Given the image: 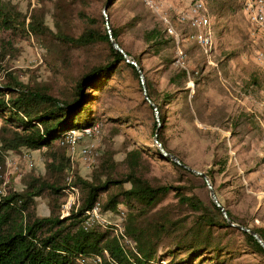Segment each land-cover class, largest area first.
Instances as JSON below:
<instances>
[{"label": "rangeland", "instance_id": "rangeland-1", "mask_svg": "<svg viewBox=\"0 0 264 264\" xmlns=\"http://www.w3.org/2000/svg\"><path fill=\"white\" fill-rule=\"evenodd\" d=\"M2 1L23 14L43 15L53 32L61 30L78 36L86 26L77 15L79 5L68 8L66 18L59 20V16L54 17L57 0ZM74 1L68 0L67 4ZM154 1L160 6L158 13L150 11L143 0H112L106 9V0H101L85 7V14L97 21L95 28L114 29L118 44L127 56L131 60L138 59L152 89L153 105L143 101V92L129 71L122 69L114 73L96 102L99 118L96 123L100 125V132L95 138L83 137L78 143L79 148L92 145L93 160L83 161L77 154L70 158L66 153L71 170L66 172L64 182L71 185L74 172L90 180L107 152L112 153L116 163L114 176H120L126 171V153L141 149V175L153 186L178 188H173L147 212L142 224L168 217L180 222V228L189 226L194 215L181 204L179 196L194 195L208 203L210 193L202 178L176 170L153 150V125L159 116H155L154 107H159L164 118L163 123H158L159 135L166 151L187 167L205 173L208 178L210 175L216 198L238 222L249 229L264 228V65L257 64L254 59L260 37L244 15L246 0H235L237 8L228 17L213 15L209 1L205 0L213 28L214 47L210 53H204L191 41L177 44L166 34L160 15L170 17L178 33L188 32L185 25L175 20L177 8L182 5L180 1ZM101 15L104 17L102 23ZM149 33H155V40L161 39V43L155 45L153 39L149 40ZM1 34L0 29V37ZM177 46L183 53L181 57ZM3 49L0 46L1 84L10 74L23 83L46 86L59 98L87 67L105 57L102 45L86 49L58 46L55 48V52L59 51L57 54L46 52L32 37L15 38L11 46ZM25 153L33 166H27L23 158ZM8 162L11 166L6 165ZM44 163L43 150L8 151L0 164V191L4 193L6 186L17 192L24 191L29 176L45 173ZM113 192L114 188L109 191ZM65 195L60 206L61 218L77 210L80 204L78 189L72 191L70 187ZM107 195L102 194L101 201ZM34 203L37 216L50 214L48 197H38ZM124 209L119 206L116 211L101 212V215L112 225L118 219V211L125 213ZM223 242L232 246L227 256L231 257L228 264H264V256L245 247L238 235ZM168 243L169 240L164 239L162 249L168 247Z\"/></svg>", "mask_w": 264, "mask_h": 264}, {"label": "trees", "instance_id": "trees-1", "mask_svg": "<svg viewBox=\"0 0 264 264\" xmlns=\"http://www.w3.org/2000/svg\"><path fill=\"white\" fill-rule=\"evenodd\" d=\"M67 1L57 0V15L54 17L65 19L68 8L79 5L77 15L86 26L78 36L61 30L53 32L44 22L43 15L37 12L23 14L10 3L0 0V46L4 49L11 46L15 38L29 37L50 53L58 54L59 51L55 52L58 46L86 49L102 45L105 48L104 59L87 67L61 98L53 95L46 86L23 83L10 74H7L5 82L0 83V164L8 151L20 148L43 150L45 158V173L29 176L24 191L17 192L11 186H6L4 193L0 191V264H82V259L93 256L100 257L101 264H228L231 257L227 256L232 246L223 240L237 235L245 247L264 256V250L257 241L250 234L230 227L211 200L204 203L194 195L179 196L181 204L194 215L189 226L180 228V222L168 217L142 224L146 213L178 188L153 186L141 175V149L126 153V171L120 176H114L116 163L112 153L107 152L93 170L90 180L82 179L74 172L72 184H65L64 177L71 170V162L60 142L70 130L99 122L96 102L109 79L114 73L127 70L142 91L135 66L127 63L122 54L112 48L109 30H98L95 28L97 21L85 14L86 6L101 0H75L69 5ZM208 1L212 14L218 17L233 15L237 8L235 0ZM100 19L102 23L104 17L101 15ZM110 32L118 43L117 32L112 28ZM152 39L155 45L161 43V39L155 40V33H149V40ZM60 53L66 54L65 51ZM133 59L142 71L138 59ZM182 75H185L184 71ZM144 84L150 99L152 89L146 79ZM143 101L147 103L145 99ZM157 112L158 122L154 121L153 128L157 130V141L166 151L158 125L164 122V118L159 107ZM153 150L176 170L193 175L163 157L155 144ZM1 184L0 180V188ZM125 184L129 187L125 188ZM71 186L79 190L80 204L77 210H71L67 217L61 218L60 206ZM112 188L115 192L109 193ZM104 193H108L107 198L101 201ZM41 196L50 200V214L46 217L37 216L35 209L34 200ZM97 203L101 212L116 211L119 206L125 208L124 231L140 257L130 254L119 244L113 225H94L84 230L85 212ZM224 209L232 222L246 227ZM251 230L264 242V228ZM164 239L169 243L162 249Z\"/></svg>", "mask_w": 264, "mask_h": 264}, {"label": "built area", "instance_id": "built-area-1", "mask_svg": "<svg viewBox=\"0 0 264 264\" xmlns=\"http://www.w3.org/2000/svg\"><path fill=\"white\" fill-rule=\"evenodd\" d=\"M182 3L181 7L176 11V22L178 24L185 25L188 28V32L180 34L174 28L173 22L167 15H160V19L164 25L166 34L172 37L178 44L180 41H191L197 45L204 53H210L214 47L213 41V28L212 19L208 11L205 0H177ZM145 6L152 12L158 13L160 6L154 0H143ZM244 15L252 27L253 31L260 37V47L255 53V62L259 65H264V0H246L243 8ZM179 57L183 56L181 49L177 46ZM100 132V125L95 123L91 126L74 129L67 132L62 138L60 145L66 148L69 157L78 155L83 161L92 162L93 147L92 145H86L78 147V143L83 137L95 138ZM27 166H33L30 156L26 153L23 155ZM69 158V159H70ZM72 161V160H71ZM7 166H11V163H6ZM72 177H68L70 183ZM72 184V183H71ZM72 191H77L75 186H71ZM119 216L115 223H113V232L118 239L119 244L130 254L140 257L137 252L133 241L125 234L124 231V218L126 212L118 211ZM111 223L103 219L100 211V204L97 203L91 210L85 212V218L83 221L84 230H89L94 225L107 226ZM82 264H101V258L93 256L88 259H82ZM165 264V262H162Z\"/></svg>", "mask_w": 264, "mask_h": 264}, {"label": "water", "instance_id": "water-1", "mask_svg": "<svg viewBox=\"0 0 264 264\" xmlns=\"http://www.w3.org/2000/svg\"><path fill=\"white\" fill-rule=\"evenodd\" d=\"M110 0L107 1L106 5L104 6L105 9L107 8V6L109 5ZM109 32V42L112 46L113 49H115L116 51H118L120 54H122V56L125 58L127 63H130L131 65L135 66V69L139 75V79L141 81V86H142V92L144 95V99L146 100L147 103H149L150 105H153L151 100L149 99V97L147 96V92H146V88H145V77L143 72L141 71V69L138 67V65L136 64V62L132 61L127 54L123 51V49L118 45V43L112 38L111 32L110 30ZM154 113L155 116H157L158 112L157 109L154 107ZM157 118V117H156ZM153 143L158 147L161 155L167 159H170V161L176 163L177 165L182 166L184 169H186L187 171H189L190 173L200 177L203 179L204 183L206 184L209 193H210V199L212 201V203L219 209V211L221 212L223 218L225 219V221L227 222V224L230 227L236 228L239 231L245 232L250 234L256 241L257 243L262 247V249L264 250V242L262 241V239L260 238V236L255 233L254 231H252L251 229L241 226L239 224H236L234 222H232L228 215L226 210L224 209V207L219 203L218 199L216 198L214 191L212 189L211 183L209 181V178L207 177V175L205 173H202L200 171L191 169L190 167H187L186 165L182 164L175 156L167 153L161 146V144L157 141V130L155 131L154 137H153Z\"/></svg>", "mask_w": 264, "mask_h": 264}]
</instances>
